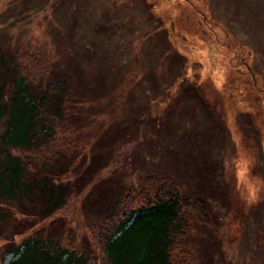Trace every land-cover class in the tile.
Here are the masks:
<instances>
[{"label": "rangeland", "instance_id": "rangeland-1", "mask_svg": "<svg viewBox=\"0 0 264 264\" xmlns=\"http://www.w3.org/2000/svg\"><path fill=\"white\" fill-rule=\"evenodd\" d=\"M20 48L68 81V178L88 180L51 230L89 236L119 187L153 173L217 209L195 264H264V0H0V56ZM22 203L5 222L16 243L31 229ZM215 215L221 247L200 235ZM4 243L0 264L14 258Z\"/></svg>", "mask_w": 264, "mask_h": 264}, {"label": "trees", "instance_id": "trees-1", "mask_svg": "<svg viewBox=\"0 0 264 264\" xmlns=\"http://www.w3.org/2000/svg\"><path fill=\"white\" fill-rule=\"evenodd\" d=\"M8 57L0 56V238L14 254L8 264H89L91 252L96 264H195L198 224L211 229L210 216L217 209L210 214L203 197L182 192L164 175L147 173L137 185L119 187L104 216L86 225L84 240L65 226L49 228L88 181L68 178L77 164L76 155L71 158L77 129L66 111L70 87L49 72L40 48H20ZM218 194L229 212L227 196ZM21 200L34 209L22 203L31 229L16 243V229L5 236V222L12 202ZM215 216L216 230L200 235L207 238L203 244L216 247L223 218Z\"/></svg>", "mask_w": 264, "mask_h": 264}]
</instances>
